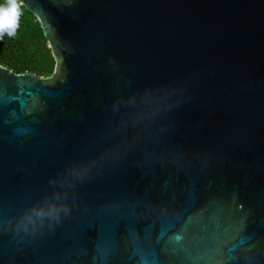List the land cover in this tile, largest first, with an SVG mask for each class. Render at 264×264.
<instances>
[{
	"label": "water",
	"instance_id": "95a60500",
	"mask_svg": "<svg viewBox=\"0 0 264 264\" xmlns=\"http://www.w3.org/2000/svg\"><path fill=\"white\" fill-rule=\"evenodd\" d=\"M51 75L0 64V264H264V0H23Z\"/></svg>",
	"mask_w": 264,
	"mask_h": 264
},
{
	"label": "trees",
	"instance_id": "16d2710c",
	"mask_svg": "<svg viewBox=\"0 0 264 264\" xmlns=\"http://www.w3.org/2000/svg\"><path fill=\"white\" fill-rule=\"evenodd\" d=\"M6 4V0H0ZM20 26L15 37L4 36L0 40V64L15 72H34L51 75L55 61L48 41L36 17L23 5Z\"/></svg>",
	"mask_w": 264,
	"mask_h": 264
},
{
	"label": "clouds",
	"instance_id": "9594fccd",
	"mask_svg": "<svg viewBox=\"0 0 264 264\" xmlns=\"http://www.w3.org/2000/svg\"><path fill=\"white\" fill-rule=\"evenodd\" d=\"M22 3L23 0H6V4H0V40L5 35L10 38L16 36L20 26Z\"/></svg>",
	"mask_w": 264,
	"mask_h": 264
}]
</instances>
